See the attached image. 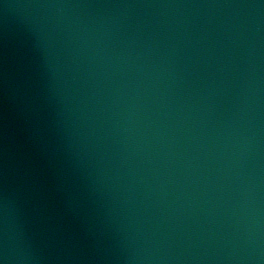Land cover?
Here are the masks:
<instances>
[{"label":"water","instance_id":"water-1","mask_svg":"<svg viewBox=\"0 0 264 264\" xmlns=\"http://www.w3.org/2000/svg\"><path fill=\"white\" fill-rule=\"evenodd\" d=\"M0 264H264V0H0Z\"/></svg>","mask_w":264,"mask_h":264}]
</instances>
